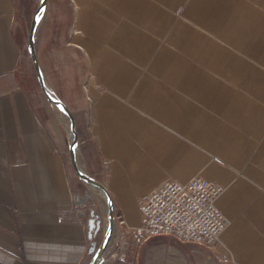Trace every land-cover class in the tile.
<instances>
[{
	"label": "crops",
	"instance_id": "0c3cea01",
	"mask_svg": "<svg viewBox=\"0 0 264 264\" xmlns=\"http://www.w3.org/2000/svg\"><path fill=\"white\" fill-rule=\"evenodd\" d=\"M45 17L46 35L73 31L87 55L106 188L125 227L140 224L137 198L201 176L223 187L217 249L229 264H264V0H47L41 30ZM19 26L0 0V264H83L87 226L56 220L71 189L21 77ZM18 139L28 163L9 166L4 143Z\"/></svg>",
	"mask_w": 264,
	"mask_h": 264
},
{
	"label": "rangeland",
	"instance_id": "374dc122",
	"mask_svg": "<svg viewBox=\"0 0 264 264\" xmlns=\"http://www.w3.org/2000/svg\"><path fill=\"white\" fill-rule=\"evenodd\" d=\"M11 2L18 25H20L17 33L21 38L19 67L21 77L30 89L29 98L43 119V127L52 137L56 152L64 162L72 197V206L69 211L75 210L72 212L73 216L81 218L82 222L87 226L90 235L89 253L86 255L83 264H91L106 241L105 226L102 220L101 208L96 199H89L79 206L75 204L76 195L85 197L92 194V192L86 186L84 180L77 175L73 167L71 155H69L66 131L57 120L56 115L52 116L50 110H48L46 103V101L48 104L50 103L48 99L46 98L45 101L42 97L44 92L36 73L30 49V35L34 16L41 6V0H11ZM63 10L69 11V8H64ZM65 11L63 14L66 15L67 11ZM66 16L69 17V12H67ZM43 18L44 11L42 12L39 28L36 32L35 45L39 63L48 66L45 71L47 77L45 81L54 88L56 96H59L58 98L72 111L75 130L78 136L79 153L86 165L87 174L96 182L107 186L111 176L112 161L101 154L98 140L94 133L96 125V97L92 93L91 85L95 84L87 69V55L83 48L73 41V31H57L46 35L44 29L46 17L41 30ZM53 118L56 124H54ZM13 141L16 140L4 143L5 157L9 155L13 158L12 162L8 160V165H24L28 163L24 141L19 139L16 142ZM19 152H22L23 158L20 159V162H17ZM168 179L173 180L172 178H167L166 180ZM261 190L264 193V186ZM111 198L114 208V230L122 234L125 231V223L121 225L120 222H125L124 214L116 199L113 196ZM139 199L137 198V205ZM15 212L17 211L14 208L10 212L13 217L16 215ZM118 217L120 218L118 219ZM130 217H136L139 220V212L134 213ZM135 222L134 225L136 226L138 223L137 221ZM130 239H133V237L129 234L126 236L128 248L125 260H117L124 264H229L228 254L217 249V246L206 247L192 243L185 244L169 237L152 239L140 244L135 242L132 245ZM122 241H116L112 238V243L110 242L106 253L113 251V249L118 251ZM20 247L22 250H25V243L22 239ZM106 253L105 259L110 258L111 254ZM114 259L116 260V258Z\"/></svg>",
	"mask_w": 264,
	"mask_h": 264
},
{
	"label": "built area",
	"instance_id": "2783aa9c",
	"mask_svg": "<svg viewBox=\"0 0 264 264\" xmlns=\"http://www.w3.org/2000/svg\"><path fill=\"white\" fill-rule=\"evenodd\" d=\"M21 158L23 154L19 152L17 162ZM12 159L8 155L7 164ZM221 193L222 187L219 184L202 177H195L187 183L171 179L163 181L150 195L139 199L140 224L128 231L124 227L125 231L121 234L124 239L114 258L125 260L128 248L126 236L129 234L138 244L169 237L185 244L218 246L219 237L229 224V220L216 206ZM74 211L59 212L57 222L81 219L73 216ZM124 223L120 222L121 225Z\"/></svg>",
	"mask_w": 264,
	"mask_h": 264
},
{
	"label": "bare ground",
	"instance_id": "6f19581e",
	"mask_svg": "<svg viewBox=\"0 0 264 264\" xmlns=\"http://www.w3.org/2000/svg\"><path fill=\"white\" fill-rule=\"evenodd\" d=\"M47 5V0H41V6L39 10L37 11L36 15L34 16V21H33V27L31 31V40H32V45H30L31 49V54L32 58L34 60V65L36 69L37 76L39 78V82L41 84L42 90L45 95H47V99L50 101V105L53 109V111L56 113L60 124H62L64 130L66 131L67 134V139H68V145H69V155H71V149L75 155V161H74V166L77 168V171L84 177H87L89 179H92L86 171V165L83 161V159L80 157L79 153V148H78V136L75 130V121L72 117V112L69 110V108L62 103L61 99L56 96L55 91L50 87L47 86L46 89V84L47 82L45 81L44 75L42 73L38 57H37V50H36V45H35V36L36 32L39 28V22L41 21V15L42 12L45 10ZM74 168V169H75ZM84 180L86 186L91 190L92 194H89V196L83 197L82 195H76V201L75 204L77 206L85 203L87 200L91 199H96L100 205L101 208V213H102V220L104 222L105 226V234H106V241L104 245L102 246L99 254H98V260H103L105 259V253L107 250V247L109 246L112 238L116 241H122L123 236L117 232H115V221H114V208H113V202L111 199V196L104 184L102 183H96L95 180ZM126 230H128L130 227L126 225ZM114 230V234L112 236ZM112 243V242H111ZM111 254L110 258H114L117 255V250L113 249V251L107 252ZM106 253V254H107ZM105 255V256H104Z\"/></svg>",
	"mask_w": 264,
	"mask_h": 264
},
{
	"label": "water",
	"instance_id": "95a60500",
	"mask_svg": "<svg viewBox=\"0 0 264 264\" xmlns=\"http://www.w3.org/2000/svg\"><path fill=\"white\" fill-rule=\"evenodd\" d=\"M30 45H32L31 37H30ZM71 161H72V164H73V166H74L75 155H74L72 149H71ZM74 168H75V167H74ZM75 171H76L77 175H78L80 178H82L83 180H87V179H89V178H87V177L82 176V175L77 171V168H75ZM89 180L94 181L93 179H89ZM95 182H96V181H95ZM96 183H98V182H96ZM101 262H102V260H98V255H97V256L95 257V259L91 262V264H100Z\"/></svg>",
	"mask_w": 264,
	"mask_h": 264
},
{
	"label": "trees",
	"instance_id": "16d2710c",
	"mask_svg": "<svg viewBox=\"0 0 264 264\" xmlns=\"http://www.w3.org/2000/svg\"><path fill=\"white\" fill-rule=\"evenodd\" d=\"M131 244L133 245L135 241L133 239H130Z\"/></svg>",
	"mask_w": 264,
	"mask_h": 264
}]
</instances>
